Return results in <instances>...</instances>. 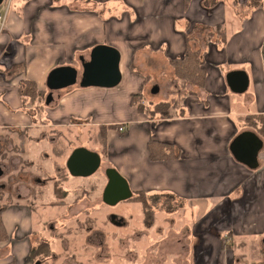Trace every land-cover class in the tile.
<instances>
[{"label":"crops","instance_id":"0c3cea01","mask_svg":"<svg viewBox=\"0 0 264 264\" xmlns=\"http://www.w3.org/2000/svg\"><path fill=\"white\" fill-rule=\"evenodd\" d=\"M190 34L196 37L192 47L203 58V88H183L184 99L172 117L138 113L129 100L144 90L141 67H149L145 59L172 68L169 60L182 57ZM96 44L120 52V83L112 88L73 86L44 108V124L33 125L20 82L30 80L46 90L52 68L75 66L74 60L88 56ZM233 70H243L248 77L242 93L227 86L226 74ZM172 73V81L179 83ZM259 115H264V0L257 8L249 0H11L0 5V130L31 138L49 124L69 127L74 117L85 121L71 126L124 125V136L110 128L107 137L119 146L114 166L131 190L173 193L202 212L182 234L191 264H236L235 252H243L223 251V233H230L225 237L234 243L252 236L264 241V136L248 120ZM247 130L262 142L255 168L230 151L233 139ZM149 139L175 145L180 156L151 161ZM53 181L49 177L38 199L22 196L3 211L7 238L0 241V264H109L106 220L114 216L121 226L128 216L100 207L106 181L98 200L94 188L73 193L84 185L81 177L67 178L62 187H72L64 188L61 204ZM64 228L68 231L61 232ZM124 231L123 249L131 236ZM133 236L139 240V234ZM40 241L49 252L32 256ZM150 249L155 251L157 244ZM134 257L126 254L125 260Z\"/></svg>","mask_w":264,"mask_h":264},{"label":"rangeland","instance_id":"374dc122","mask_svg":"<svg viewBox=\"0 0 264 264\" xmlns=\"http://www.w3.org/2000/svg\"><path fill=\"white\" fill-rule=\"evenodd\" d=\"M86 57L87 55L85 58ZM145 61L148 63L149 67H141L145 73L144 90L143 92H136L142 94L143 100L141 102L145 106L143 114L147 115L148 118L151 117V109H156L155 106L162 103L165 104L164 106H166L167 109L161 112L174 115L175 109L173 108H177L180 102L184 99H182V96L185 94L183 93L184 89L180 86L178 81H172L174 80V78H172V71L174 72L173 67L171 68L163 62L160 64L149 59V57H147ZM73 65L78 68L80 73V61H76L75 59ZM135 67L136 66H134V68ZM134 68L131 67V70L133 71ZM137 68L138 67H136V69ZM155 84L159 86V91L154 94L151 92V89ZM73 86H77V84ZM73 86L60 91H55L53 93L54 98L58 100V97H56L57 94L63 95L73 89ZM174 101L176 104L175 106L172 105ZM53 103H51V105ZM129 103L136 110V102L135 104L131 103V96ZM180 112L181 110L178 111V113ZM155 114H159L158 111ZM41 116V118L45 119L44 113H42ZM70 121L69 123H74L75 121L85 120L74 117ZM43 122L45 123V121ZM123 126L122 130L125 129ZM114 130L118 133L122 132L121 128ZM97 132L98 126L73 125L70 128L62 129L60 134L56 130L52 131L48 128L40 127V131L36 132V135L30 139L28 136L25 137L27 134L24 133L26 146H24V150L22 151V147L19 146L18 132L0 130V165L3 168V175L0 177V203L16 199L18 196L17 191L15 192L14 190L15 188L18 189V193H25L24 186L28 188L34 187L33 181L40 180L41 183H45V180L48 181L49 177L54 178L53 174L58 171L57 165H64L67 150L64 156L59 158L55 157L54 153L58 150L59 146L54 145V142L51 139L55 137L58 138V141L61 142L62 146L69 150L71 147L67 148L65 146L67 142V145H73V149L82 146L100 154L101 146L94 142V137ZM107 138V156L104 157L100 154L102 160L100 168L88 177H81L80 182L84 185L78 190H73V193L76 192L77 194H80L84 190L94 188V190L97 191V198L99 200L100 188L106 181L103 171L106 166L115 167L114 165L115 162L117 163L119 151V146L116 145V140L114 138H108L107 140ZM114 156L117 157L115 158ZM110 158H112V160H110ZM26 160L29 164L26 163ZM44 172L46 173V175L43 176L46 178L45 180H42L43 177L36 178V180L32 179V177L40 176V174L42 175ZM11 177L14 178L13 183L10 181ZM28 179L30 181H28ZM64 186V188L72 187L69 183H65ZM73 187H75V185H73ZM9 188L13 191H11L12 194L10 196L6 195V192H9ZM147 193L152 194L153 192ZM154 196L157 197H147L149 204L153 205V215L151 220H147L146 223L144 222L145 213L143 212L142 205L137 198L127 200L135 203V206L133 207L122 205V202L124 201H121L114 206H109L102 201L100 202V207L104 206L109 211H112V213L123 212L128 216L125 219L127 224L121 226H117L118 224L111 219H104L107 223L106 234L109 240L108 260L111 261L109 264L117 263V260L119 259H122L123 261L122 263L120 262L121 264H191L193 262L190 255L186 253V244L184 243L185 240L182 239V234L183 231L186 230V226L190 227L191 222L195 221L197 216L202 212L191 209V205L186 199H183L182 201L171 199L167 194H157ZM87 205L91 204L88 203ZM122 206L125 208L124 210L121 209ZM171 208L173 210H171ZM188 222H190V225H187ZM124 230H127V236H131L130 239L127 240L126 248L123 249L120 246V237L125 233ZM66 231H68V229L64 228L61 232ZM58 232L59 230L55 234L56 237L60 235ZM136 234H139V240L134 238L133 235ZM229 234L230 233L222 234L224 236L223 240L227 241L224 243L221 242L219 247L223 251L231 249L237 252H243H235L236 264H264V254L262 253V251H264V241L260 240L258 237L252 236L246 238L248 242L237 240L234 243L229 239H225V236ZM237 238L239 239L240 237ZM155 244H157L156 252L150 249ZM126 254L127 257L130 256L132 258L133 254L135 257L128 261L125 260ZM239 254H241V256L237 257Z\"/></svg>","mask_w":264,"mask_h":264},{"label":"water","instance_id":"95a60500","mask_svg":"<svg viewBox=\"0 0 264 264\" xmlns=\"http://www.w3.org/2000/svg\"><path fill=\"white\" fill-rule=\"evenodd\" d=\"M2 2L3 0H0V5ZM119 63L120 52L115 47L107 44H96L90 49L87 58H80V73L78 68L72 65L52 68L45 80V87L48 91L45 104L48 105L52 101V92L76 84L84 88H112L117 86L122 78ZM226 83L231 91L242 93L247 89L248 77L243 70L229 71L226 74ZM151 92L157 93L158 86L154 85ZM261 146L260 138L254 132L247 130L239 133L233 139L230 151L236 160L249 168H255L258 164L257 156ZM100 165V154L82 146L74 148L65 162L69 174L73 177H88L96 172ZM104 176L106 184L101 194L103 203L114 206L131 198L133 192L127 179L115 167H106ZM35 264H39V261H36Z\"/></svg>","mask_w":264,"mask_h":264},{"label":"trees","instance_id":"16d2710c","mask_svg":"<svg viewBox=\"0 0 264 264\" xmlns=\"http://www.w3.org/2000/svg\"><path fill=\"white\" fill-rule=\"evenodd\" d=\"M250 5L252 7H259L260 6V0H249ZM207 4L208 2L205 1ZM196 27V26H195ZM191 35V34H190ZM187 35L186 39V45L185 50L181 58H175L170 59L169 63L174 69V74L179 80V83L182 88H186L189 86V88H203L204 78H205V72L202 68L203 66V58L201 55V52L199 49L193 48L191 45V42L196 38L193 35ZM224 38V36L222 37ZM19 93L23 99L26 100L24 103V108L27 111V113L31 116V121L33 125H39L44 123L45 121L43 118H41L42 113L44 111V108L46 107L45 104V96L48 92L46 90H40L37 88L36 84L30 80H23L20 82L19 86ZM189 94L192 95L194 92L192 90H189ZM143 100L141 93H135L131 95V103L136 102V110L139 113H144V104L141 102ZM53 103V101L50 102V104ZM49 105V104H48ZM165 104L159 103L155 106L156 109H151L150 115L153 116L158 111L161 118H168L172 117V114H168L166 112H161L167 109ZM176 105V104H175ZM178 105V104H177ZM174 106V105H173ZM181 113V112H180ZM179 113V114H180ZM249 121H252L251 124L253 127H256L258 125V130L261 135L264 136V115L253 117H248ZM254 120V121H253ZM259 123V124H258ZM121 127V126H120ZM110 128H116L117 125L110 124V125H99L98 126V132L95 134L94 142L98 143L101 146V155L104 157L106 155V149H107V131ZM122 128V127H121ZM126 134V129L122 130L120 132V136H124ZM25 139V138H21ZM21 141V145L24 141ZM147 154L151 161H164L169 159H175L178 158L181 154L180 150L171 143L161 142L155 139H149L146 144ZM61 180L58 179L54 182V193L59 198L58 204H61L63 202V198L66 196L67 191L64 190V188L61 185ZM157 194H167L168 197L171 199H177L181 200V198L175 196L173 193H167V192H159V193H152L149 194L147 192L143 191H134L130 199H139V202L142 205L144 214V222L146 223L147 220H151L152 218V212H153V205L149 204L147 197H157L154 195ZM7 207L6 203H0V241H4L7 238V233L5 230V227L3 225L1 216L5 208ZM171 210H173L171 208ZM40 252H49L48 246L45 243H42L41 241L37 245L36 248L31 249V255L34 256L37 253Z\"/></svg>","mask_w":264,"mask_h":264},{"label":"flooded vegetation","instance_id":"af4514ba","mask_svg":"<svg viewBox=\"0 0 264 264\" xmlns=\"http://www.w3.org/2000/svg\"><path fill=\"white\" fill-rule=\"evenodd\" d=\"M55 92V91H54ZM54 92H52V101L54 100V95H53V93ZM48 94V93H47ZM47 94H46V96H47ZM46 96H45V98H46ZM50 104V103H49ZM46 106H48V105H46ZM45 120V119H44ZM46 121V120H45ZM44 124V123H43ZM50 126H49V128L48 129H50V130H56V131H58V133L60 134V131L62 130V127L60 128V127H57L56 126V124H49ZM67 125H69V127L71 126V123H69V124H67ZM69 127H67L66 125L63 127V128H69ZM60 130V131H59ZM122 130V129H121ZM106 138H107V136H106ZM30 139V138H29ZM23 139H21V138H19V146L20 147H22V151L24 150V146H26V143H25V140H26V138L23 140L24 142H23V144L21 145V141H22ZM53 142H54V145H58L59 146V148H58V150L54 153L55 154V157H57V158H59V157H61V156H64V154H66L65 152H66V150H67V154H66V156H65V160H64V165L62 164H60V165H57L58 166V171H57V173H55V174H53L54 175V181L52 182V185H54V182L55 181H57L59 178L60 179H62L61 180V185H62V183H64V181H66L67 180V178H73V176H71L70 174H69V172H68V170H67V168H66V166H65V162H66V159H67V157L69 156V154L72 152V150H73V145H67V143H66V147L67 148H70L71 147V149L69 150V149H66V148H64L63 146H62V144H61V142H59L58 141V138H53V139H51ZM68 141H69V139H68ZM58 142H59V144H58ZM69 151V152H68ZM57 155V156H56ZM101 162H102V160H101ZM26 163L27 164H29L28 163V161L26 160ZM54 165H56V164H54ZM101 166V165H100ZM0 168H1V170H2V174L0 175V177L3 175V168L1 167V165H0ZM100 168V167H99ZM98 168V169H99ZM104 172V171H103ZM44 175H46V173L44 172L42 175L40 174V176H34V177H32V179L33 180H36V178H39V177H43ZM46 178L45 177H43L42 178V180H45ZM10 181L13 183V181H14V178H10ZM28 181H30L29 179H28ZM27 182V181H26ZM33 183H34V187H32V188H28V187H26V186H24V189H25V193L23 194V193H18V189L17 188H15L14 190H15V192L17 191V196L18 197H16V199H13V200H11V201H5L4 203H6L7 204V206L9 205V204H12V203H14V201L15 200H17V199H19V198H21L22 196L23 197H25V199L26 200H28V201H34L35 199H38L37 198V196H38V192H39V190L47 183V181L45 180V183H41V181L40 180H37V181H33ZM11 189H13V188H11ZM12 190H10V188H9V192L7 191L6 192V195H8V196H10L11 194H12V192H11ZM29 198V199H28ZM110 217V216H109ZM111 218H113L114 220V222L115 223H117L116 222V218L113 216H111ZM225 239H228V238H225Z\"/></svg>","mask_w":264,"mask_h":264},{"label":"built area","instance_id":"2783aa9c","mask_svg":"<svg viewBox=\"0 0 264 264\" xmlns=\"http://www.w3.org/2000/svg\"><path fill=\"white\" fill-rule=\"evenodd\" d=\"M6 1H9V2H10L11 0H3V2H6ZM3 2H2V3H3ZM120 128H121V127H120ZM121 129H122V128H121Z\"/></svg>","mask_w":264,"mask_h":264}]
</instances>
